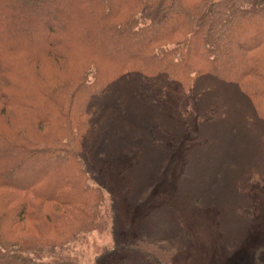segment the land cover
I'll return each mask as SVG.
<instances>
[{"label":"trees","instance_id":"16d2710c","mask_svg":"<svg viewBox=\"0 0 264 264\" xmlns=\"http://www.w3.org/2000/svg\"><path fill=\"white\" fill-rule=\"evenodd\" d=\"M91 154L130 157V206L177 172L111 264L171 263L211 210L209 237L241 242L264 188V0H0V264H80L107 226Z\"/></svg>","mask_w":264,"mask_h":264},{"label":"rangeland","instance_id":"374dc122","mask_svg":"<svg viewBox=\"0 0 264 264\" xmlns=\"http://www.w3.org/2000/svg\"><path fill=\"white\" fill-rule=\"evenodd\" d=\"M177 105V97L173 94L162 101L166 111ZM171 142L172 138L169 139V143ZM88 159L98 171L99 181L109 200L107 226L80 239L75 253L80 264H111L126 255L113 248L140 230L138 227L143 214L170 199L177 172H173L171 178H166L162 171V179L130 206L125 201L126 183L120 173L128 165L130 157L119 156L106 160L91 154ZM251 197L256 202L255 214L241 242L225 244L211 239L208 231L215 212L207 211L202 216L187 221L192 233L191 243L179 258L169 264H264V188L252 193ZM103 218L105 219V213Z\"/></svg>","mask_w":264,"mask_h":264}]
</instances>
